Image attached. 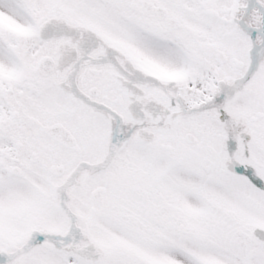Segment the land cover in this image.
Returning a JSON list of instances; mask_svg holds the SVG:
<instances>
[{
	"label": "snow or ice",
	"instance_id": "1",
	"mask_svg": "<svg viewBox=\"0 0 264 264\" xmlns=\"http://www.w3.org/2000/svg\"><path fill=\"white\" fill-rule=\"evenodd\" d=\"M0 264H264V0H0Z\"/></svg>",
	"mask_w": 264,
	"mask_h": 264
}]
</instances>
